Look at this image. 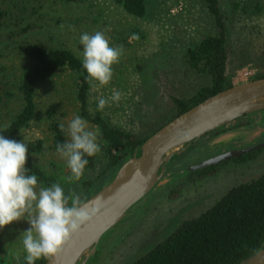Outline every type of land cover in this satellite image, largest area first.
<instances>
[{
  "label": "rangeland",
  "instance_id": "rangeland-1",
  "mask_svg": "<svg viewBox=\"0 0 264 264\" xmlns=\"http://www.w3.org/2000/svg\"><path fill=\"white\" fill-rule=\"evenodd\" d=\"M254 1L219 0L226 25L228 57L234 68L233 82L250 79L258 71H264V8L255 9ZM145 3L147 12L139 17L128 13L117 0H0L5 11L0 21V93L4 95L0 102V124L21 106L17 81L28 62L23 52L27 42L43 47L64 46L82 59L80 35L96 31L104 32L110 46L121 47L123 51L119 63L113 66L110 84L104 88L90 87L89 111L94 112L98 96L107 98L115 88L123 96L118 103L101 111L108 122L144 134L170 117L174 111L171 96H187L208 81L207 76L184 63L186 46L203 35L218 33L219 28L205 0H145ZM245 70L251 71V75L244 76ZM72 76L71 71L62 67L37 84L36 105L41 120L22 129L19 141L28 147L30 140L44 139L42 152L28 148L27 157L52 175L53 183H59L62 188L68 184L66 177L70 170L65 160L48 147L50 132L43 116L51 102L56 103V116L65 126L76 115L81 116ZM257 112L249 117H255ZM86 121L91 130H98L94 123ZM261 135L253 141L255 144L264 142V132ZM200 140L180 152L181 163L188 166L213 155L198 145ZM97 142L101 151L95 156L94 167L86 171V178L94 176L105 165L99 135ZM251 162L206 177L192 179L187 173L160 184L128 210L101 240L102 245L94 248L87 263H131L183 219L211 205L235 182L251 179L264 171V160ZM73 183L80 185V181ZM29 228L27 220L21 219L0 229L1 262L17 264V258L26 255L20 238Z\"/></svg>",
  "mask_w": 264,
  "mask_h": 264
},
{
  "label": "trees",
  "instance_id": "trees-1",
  "mask_svg": "<svg viewBox=\"0 0 264 264\" xmlns=\"http://www.w3.org/2000/svg\"><path fill=\"white\" fill-rule=\"evenodd\" d=\"M61 1L79 2L82 0ZM117 1L121 2L124 9L133 15L142 17L147 12L145 0ZM205 2L206 7L214 16V21L219 28L218 33L203 35L188 44L183 53V60L190 69L207 76L208 81L187 96H171L174 105L172 115L161 120L148 132L140 134L108 122L102 116L101 111H97V102L94 112L89 111L90 85L86 80L87 72L82 66V59L71 49L64 46L43 47L36 42H27L23 47V52L28 62L17 81V88L21 94V106L0 124V134L19 142L21 130L41 120L36 105L37 84L55 74L62 67L71 71L76 85L75 98L79 114L97 126L105 159L103 168L94 176L86 178V171L94 167L95 156L86 157L89 164L85 168L79 187L68 182L63 188L65 195L78 196L83 202L111 177L124 157L158 127L205 97L232 85L234 68L230 66L228 57L224 13L219 0H205ZM235 5L238 7V2ZM252 6L255 9L264 8V0H255ZM4 13L0 4V21ZM262 76H264V71H258L251 78ZM6 93L9 95L10 92ZM3 98L4 95L0 93V102ZM56 111V103L51 102L46 106L43 117L46 128L50 132L48 147L57 152V144L65 142L68 137L60 131L61 121L56 116ZM241 117L233 121L237 122ZM222 127L223 125L218 128ZM44 143V139L35 138L29 141L28 148L32 152L41 153L45 147ZM176 157L166 164L163 176L186 166L178 159L179 154ZM216 166L218 164L190 171L187 176L192 179L205 177L212 173L211 170ZM25 167L29 170V175H37L38 183L52 185L55 181V178L47 174L31 157H27ZM96 184L97 187H94ZM69 205H71V200ZM263 243L264 171L250 180L229 187L211 205L197 215L183 219L172 232L129 264H237L261 247ZM24 257L17 258V264H26ZM44 262L45 260L41 259L36 261V264ZM0 264L8 263L0 261Z\"/></svg>",
  "mask_w": 264,
  "mask_h": 264
},
{
  "label": "clouds",
  "instance_id": "clouds-1",
  "mask_svg": "<svg viewBox=\"0 0 264 264\" xmlns=\"http://www.w3.org/2000/svg\"><path fill=\"white\" fill-rule=\"evenodd\" d=\"M79 43L83 46L82 66L87 72V83L92 89L108 86L113 79V66L120 61L122 48L110 46L102 31L81 34ZM122 96L123 93L115 88L107 98L98 96L97 111L118 103ZM59 128L68 137L56 146L57 153L70 170L66 180L78 182L89 164L86 157H94L101 151L97 142L98 130H91L88 122L79 115L67 126L60 123ZM27 155L25 142L0 134V229L26 219L30 228L20 238L26 264H36L41 259L51 262L71 237L93 219L98 209H90L78 196L65 195L59 183L50 187L38 185L37 175H29L25 167Z\"/></svg>",
  "mask_w": 264,
  "mask_h": 264
},
{
  "label": "water",
  "instance_id": "water-1",
  "mask_svg": "<svg viewBox=\"0 0 264 264\" xmlns=\"http://www.w3.org/2000/svg\"><path fill=\"white\" fill-rule=\"evenodd\" d=\"M263 109L264 76L233 82L169 119L129 152L111 177L82 202L98 209L95 216L51 262L43 264H86L105 235L152 189L264 146L262 142L222 151L163 176L166 164L205 133ZM237 264H264V243Z\"/></svg>",
  "mask_w": 264,
  "mask_h": 264
},
{
  "label": "flooded vegetation",
  "instance_id": "flooded-vegetation-1",
  "mask_svg": "<svg viewBox=\"0 0 264 264\" xmlns=\"http://www.w3.org/2000/svg\"><path fill=\"white\" fill-rule=\"evenodd\" d=\"M261 111L263 112L260 111L259 113L257 112L255 117H249V114H251L249 113L244 115L247 116L248 118L245 119L242 118L237 122L231 121L229 123L224 124L222 128H218L215 131H212L214 129L210 130L201 138L198 145H200L201 148L206 150L208 153L214 155L222 151L242 147L245 144L246 145L255 144V142L253 141L258 137H263L261 133L264 132V109ZM253 151H257V152L253 154H249L250 152ZM250 152L235 157H231L229 159H225L221 162L211 165V166H215L218 164V166L214 167V169L211 170L213 172L207 174L206 176L213 175V173L216 174L220 171L226 170L227 168L235 167L239 164L241 165L248 163L251 164L252 163L251 161L255 162L258 159L264 160V146L254 149ZM240 157H244V158L239 159ZM244 181L247 180H242L239 181L238 183ZM235 184L237 183L235 182ZM100 245H102L101 242L98 244V246ZM89 258L87 259L86 264H88L87 262Z\"/></svg>",
  "mask_w": 264,
  "mask_h": 264
},
{
  "label": "built area",
  "instance_id": "built-area-1",
  "mask_svg": "<svg viewBox=\"0 0 264 264\" xmlns=\"http://www.w3.org/2000/svg\"><path fill=\"white\" fill-rule=\"evenodd\" d=\"M178 7L180 8V5H178ZM176 8H173L172 10H175ZM248 75H251V71L249 70H245L244 71V76H248Z\"/></svg>",
  "mask_w": 264,
  "mask_h": 264
}]
</instances>
